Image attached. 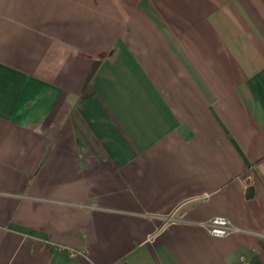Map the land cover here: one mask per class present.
Masks as SVG:
<instances>
[{
	"label": "crops",
	"instance_id": "obj_1",
	"mask_svg": "<svg viewBox=\"0 0 264 264\" xmlns=\"http://www.w3.org/2000/svg\"><path fill=\"white\" fill-rule=\"evenodd\" d=\"M0 264H264V0H0Z\"/></svg>",
	"mask_w": 264,
	"mask_h": 264
},
{
	"label": "built area",
	"instance_id": "obj_2",
	"mask_svg": "<svg viewBox=\"0 0 264 264\" xmlns=\"http://www.w3.org/2000/svg\"><path fill=\"white\" fill-rule=\"evenodd\" d=\"M173 216H168L167 220H177V222H187L184 215H178L177 218ZM198 226L203 228L208 234L215 236V237H225L228 236L236 231L238 228L232 224L227 218L216 216L205 221H201L197 223Z\"/></svg>",
	"mask_w": 264,
	"mask_h": 264
},
{
	"label": "water",
	"instance_id": "obj_3",
	"mask_svg": "<svg viewBox=\"0 0 264 264\" xmlns=\"http://www.w3.org/2000/svg\"><path fill=\"white\" fill-rule=\"evenodd\" d=\"M253 194V186H248L246 189V196L251 197Z\"/></svg>",
	"mask_w": 264,
	"mask_h": 264
}]
</instances>
